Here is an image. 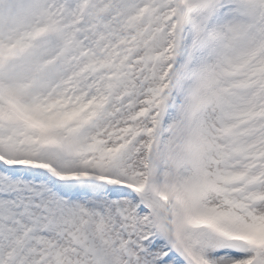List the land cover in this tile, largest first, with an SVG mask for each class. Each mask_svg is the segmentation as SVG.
Here are the masks:
<instances>
[{
	"label": "snow or ice",
	"instance_id": "obj_1",
	"mask_svg": "<svg viewBox=\"0 0 264 264\" xmlns=\"http://www.w3.org/2000/svg\"><path fill=\"white\" fill-rule=\"evenodd\" d=\"M0 264H264V0H0Z\"/></svg>",
	"mask_w": 264,
	"mask_h": 264
}]
</instances>
